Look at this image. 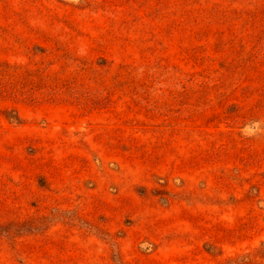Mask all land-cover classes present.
I'll return each instance as SVG.
<instances>
[{
	"label": "rangeland",
	"instance_id": "obj_1",
	"mask_svg": "<svg viewBox=\"0 0 264 264\" xmlns=\"http://www.w3.org/2000/svg\"><path fill=\"white\" fill-rule=\"evenodd\" d=\"M0 264H264V0H0Z\"/></svg>",
	"mask_w": 264,
	"mask_h": 264
}]
</instances>
